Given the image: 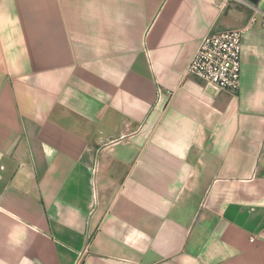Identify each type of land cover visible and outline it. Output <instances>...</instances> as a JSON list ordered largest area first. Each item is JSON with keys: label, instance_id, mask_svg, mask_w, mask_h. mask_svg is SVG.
Listing matches in <instances>:
<instances>
[{"label": "crops", "instance_id": "obj_1", "mask_svg": "<svg viewBox=\"0 0 264 264\" xmlns=\"http://www.w3.org/2000/svg\"><path fill=\"white\" fill-rule=\"evenodd\" d=\"M251 15L0 0V264H264L262 17L237 94L188 72Z\"/></svg>", "mask_w": 264, "mask_h": 264}, {"label": "built area", "instance_id": "obj_2", "mask_svg": "<svg viewBox=\"0 0 264 264\" xmlns=\"http://www.w3.org/2000/svg\"><path fill=\"white\" fill-rule=\"evenodd\" d=\"M229 1V0H226ZM252 11L249 22L242 28L208 35L197 50L188 72L219 90L237 94L241 86V52L243 36L264 14L249 0H235ZM173 94H170L172 97Z\"/></svg>", "mask_w": 264, "mask_h": 264}, {"label": "water", "instance_id": "obj_3", "mask_svg": "<svg viewBox=\"0 0 264 264\" xmlns=\"http://www.w3.org/2000/svg\"><path fill=\"white\" fill-rule=\"evenodd\" d=\"M250 2H252L253 4H257L259 0H249Z\"/></svg>", "mask_w": 264, "mask_h": 264}]
</instances>
